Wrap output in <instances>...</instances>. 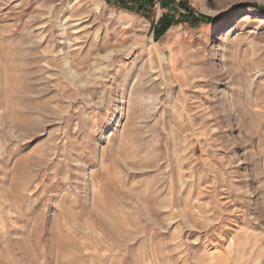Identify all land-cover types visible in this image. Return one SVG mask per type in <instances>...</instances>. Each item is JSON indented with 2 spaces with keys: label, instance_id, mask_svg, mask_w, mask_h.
I'll use <instances>...</instances> for the list:
<instances>
[{
  "label": "rangeland",
  "instance_id": "374dc122",
  "mask_svg": "<svg viewBox=\"0 0 264 264\" xmlns=\"http://www.w3.org/2000/svg\"><path fill=\"white\" fill-rule=\"evenodd\" d=\"M0 264H264V0H0Z\"/></svg>",
  "mask_w": 264,
  "mask_h": 264
},
{
  "label": "trees",
  "instance_id": "16d2710c",
  "mask_svg": "<svg viewBox=\"0 0 264 264\" xmlns=\"http://www.w3.org/2000/svg\"><path fill=\"white\" fill-rule=\"evenodd\" d=\"M145 1V4L146 2L149 3V2H152V0H144ZM120 4H121V7L124 8V9H127V10H133L135 11L136 13H140L141 9L137 8V9H134V8H130L128 7V3L124 2V1H120ZM181 19H191L193 22H195L196 24H199L200 22H206V23H212V22H215V20L213 19H210V18H206V17H202L200 18L199 16L195 17V16H189V17H186L185 15H181L180 16ZM174 19L171 18V16H166L164 15L160 20L159 22L157 23V26L154 28V33H155V38L158 39L160 38L162 35H164V33L169 29V27L174 24Z\"/></svg>",
  "mask_w": 264,
  "mask_h": 264
},
{
  "label": "bare ground",
  "instance_id": "6f19581e",
  "mask_svg": "<svg viewBox=\"0 0 264 264\" xmlns=\"http://www.w3.org/2000/svg\"><path fill=\"white\" fill-rule=\"evenodd\" d=\"M239 20H240V23H244V22H246L247 18H246L245 16H241V17L239 18ZM227 31H228V32H227V35H230V34H231V30L228 29Z\"/></svg>",
  "mask_w": 264,
  "mask_h": 264
}]
</instances>
